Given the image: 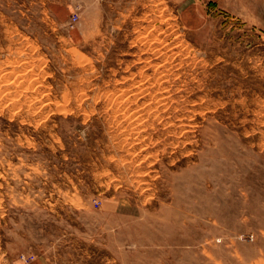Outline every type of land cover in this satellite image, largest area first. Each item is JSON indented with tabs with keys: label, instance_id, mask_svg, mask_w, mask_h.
<instances>
[{
	"label": "rangeland",
	"instance_id": "rangeland-1",
	"mask_svg": "<svg viewBox=\"0 0 264 264\" xmlns=\"http://www.w3.org/2000/svg\"><path fill=\"white\" fill-rule=\"evenodd\" d=\"M0 264H264V0H0Z\"/></svg>",
	"mask_w": 264,
	"mask_h": 264
},
{
	"label": "bare ground",
	"instance_id": "bare-ground-1",
	"mask_svg": "<svg viewBox=\"0 0 264 264\" xmlns=\"http://www.w3.org/2000/svg\"><path fill=\"white\" fill-rule=\"evenodd\" d=\"M13 75V74H12ZM20 77V76H19ZM4 78V77H3Z\"/></svg>",
	"mask_w": 264,
	"mask_h": 264
}]
</instances>
